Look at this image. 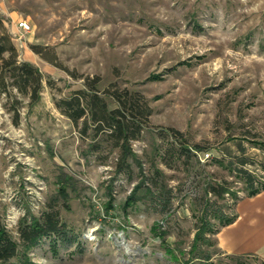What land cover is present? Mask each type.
Returning <instances> with one entry per match:
<instances>
[{
    "label": "rangeland",
    "instance_id": "rangeland-1",
    "mask_svg": "<svg viewBox=\"0 0 264 264\" xmlns=\"http://www.w3.org/2000/svg\"><path fill=\"white\" fill-rule=\"evenodd\" d=\"M11 13L31 25L16 35L19 60L42 76L34 104L0 94V220L17 243L11 264H264L221 251L223 220L202 218L213 200L225 218L235 214L248 195L238 168L264 190V0H0L7 30ZM87 77L99 78V90L137 91L151 108L128 170L55 105ZM153 179L170 190L165 211L150 200ZM217 185L222 197L209 191ZM51 210L64 231L23 246L21 223Z\"/></svg>",
    "mask_w": 264,
    "mask_h": 264
},
{
    "label": "trees",
    "instance_id": "trees-1",
    "mask_svg": "<svg viewBox=\"0 0 264 264\" xmlns=\"http://www.w3.org/2000/svg\"><path fill=\"white\" fill-rule=\"evenodd\" d=\"M32 48H35L32 46ZM37 52V50H35ZM42 76L36 66L28 61L19 60L18 50L12 40V35L7 30L0 17V94L8 95L10 91L23 97H27L29 104H34L39 100ZM99 78L87 77L84 81V89L73 91L68 97L55 101L56 107L64 114L73 126L79 129L83 136L91 135L93 139L101 138L109 143L112 149L118 151L117 167L121 170H128L129 157L134 153L131 149V142L138 139L143 128L147 125L151 115V108L147 100L137 91L114 88L113 84L99 90ZM109 96L115 102V106L110 107L105 100ZM15 102H18L16 99ZM13 122L16 124L19 119L17 109H12ZM173 131L174 136H178V131ZM92 149L100 148V141H94ZM196 150H201L195 144ZM225 153V152H224ZM241 163L246 161L240 160ZM237 172L244 178L248 195L259 192L255 186L254 174L243 168H238ZM153 189L150 190V200L159 205L161 211L168 209L170 205V190L159 184L157 179L151 181ZM209 191L216 197H222L227 188L221 185L210 186ZM213 214L222 219V226L230 223L235 218L233 214L230 218H225L220 206L216 201H207L202 210V218L206 219ZM64 224L60 221L57 211H45L40 217L32 218L29 222L21 223L18 232L23 246L35 243L43 236L62 233ZM18 254L17 243L13 241L5 226L0 220V264H11V260Z\"/></svg>",
    "mask_w": 264,
    "mask_h": 264
},
{
    "label": "crops",
    "instance_id": "crops-1",
    "mask_svg": "<svg viewBox=\"0 0 264 264\" xmlns=\"http://www.w3.org/2000/svg\"><path fill=\"white\" fill-rule=\"evenodd\" d=\"M12 17V26L8 27L15 46L19 29ZM235 218L222 226L216 234L221 251L233 255H255L264 261V190L256 194L241 197L234 207Z\"/></svg>",
    "mask_w": 264,
    "mask_h": 264
},
{
    "label": "built area",
    "instance_id": "built-area-1",
    "mask_svg": "<svg viewBox=\"0 0 264 264\" xmlns=\"http://www.w3.org/2000/svg\"><path fill=\"white\" fill-rule=\"evenodd\" d=\"M17 28L22 32H29L31 30V25L29 22L24 18H19L16 21Z\"/></svg>",
    "mask_w": 264,
    "mask_h": 264
}]
</instances>
